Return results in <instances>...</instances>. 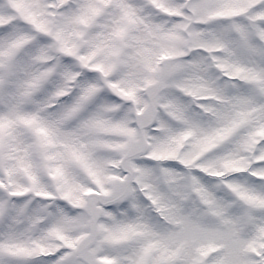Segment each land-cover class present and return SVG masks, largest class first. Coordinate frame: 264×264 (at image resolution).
I'll return each instance as SVG.
<instances>
[{
    "label": "snow or ice",
    "instance_id": "6c2138e0",
    "mask_svg": "<svg viewBox=\"0 0 264 264\" xmlns=\"http://www.w3.org/2000/svg\"><path fill=\"white\" fill-rule=\"evenodd\" d=\"M0 264H264V0H0Z\"/></svg>",
    "mask_w": 264,
    "mask_h": 264
}]
</instances>
